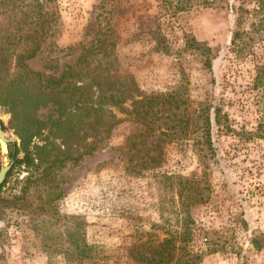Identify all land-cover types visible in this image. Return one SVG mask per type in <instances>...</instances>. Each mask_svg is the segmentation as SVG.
Listing matches in <instances>:
<instances>
[{"label":"rangeland","instance_id":"374dc122","mask_svg":"<svg viewBox=\"0 0 264 264\" xmlns=\"http://www.w3.org/2000/svg\"><path fill=\"white\" fill-rule=\"evenodd\" d=\"M55 5L59 16L55 32L27 62L33 71L58 76L65 66L75 63L98 23L105 22L118 36L115 53L120 72L130 75L143 95L177 94L176 105L157 107L163 117L156 124L163 132L167 125L184 127L196 102L209 97L221 105L230 124L250 128L254 123L255 114L237 102L248 96L252 64L237 61L229 52L232 15L228 10L197 7L162 14L158 0H56ZM155 29L164 34L167 53L154 48L151 32ZM183 36L211 50L210 71L203 67L199 51L184 47ZM46 112L41 109L37 116ZM113 113L119 123L107 140L90 155L64 163L51 175L52 181L43 179L36 189L29 186L22 201L12 199L21 188L15 180L27 173L12 169L0 190V264H89L58 255L68 248L63 242L68 233L80 236L107 264H133L126 251L134 239L145 235L160 239L178 226L177 200L164 175L202 177L208 184L207 200L189 209L194 234L208 232L194 240L195 251L201 253L198 264H264V238L260 250L249 243L253 236L264 234V143L241 146L213 128L215 158L203 170L193 144L197 134L170 141L159 137L160 146L152 143L149 152L160 154L157 167L125 172L118 150L140 126L132 115ZM0 123L9 152L19 139L2 106ZM44 136L32 143L41 145ZM2 199L24 203L4 207ZM42 202H50L46 213L38 210ZM209 242L216 245L214 252L207 251Z\"/></svg>","mask_w":264,"mask_h":264},{"label":"trees","instance_id":"16d2710c","mask_svg":"<svg viewBox=\"0 0 264 264\" xmlns=\"http://www.w3.org/2000/svg\"><path fill=\"white\" fill-rule=\"evenodd\" d=\"M158 2L162 5V14L170 12L173 15L197 7L230 12L232 30L229 52L237 61L252 64L251 78L246 86L248 96L246 100H237L240 108L255 114L252 126L246 128L230 124L231 120L222 112L221 105H215L209 97L196 102L195 109L183 123L184 127L167 125L166 132H163V128H158L156 124L163 117L157 107L176 105L177 94L143 95L134 79L120 72L115 53L118 36L105 22L98 23L93 39L81 48L75 63L65 66L58 76L33 71L27 62L40 52L55 32L59 18L56 0H0V106L10 114L19 139V145L9 151L13 163L0 190L8 182L12 169L22 168L27 173L26 177L15 180L21 188L18 195L12 197L14 201L24 200L29 186L36 189L41 180L49 178L48 181H52L51 175L64 163L76 162L90 155L101 142L107 140L111 130L119 123L113 110L132 115L133 122L140 126L125 138L124 145L118 150L125 172L141 173L157 167L160 154L151 155L149 152L153 151L150 148L152 143L154 147L160 146L162 140L159 137L170 141L197 134L193 144L203 170L215 158L211 138L213 128L219 134H229L241 146L255 141L264 143V61L261 60L264 51V0ZM151 40L156 50L168 52L167 41L159 29L151 32ZM183 45L199 51L204 57L203 67L210 71L213 56L208 47L190 36H183ZM41 109L47 112L39 117L37 113ZM43 133L45 136L40 138L41 145L32 143V139L41 137ZM19 154L20 157H17ZM162 178L168 181L176 197L180 216L178 226L160 239L152 235L134 239L126 255L133 264H198L201 253L195 251L194 240L208 232L194 234L195 224L189 209L195 202L207 200L208 184L202 177L164 175ZM1 202L4 207L24 203L5 199ZM49 208L50 202H42L38 210L46 213ZM263 238L264 234L253 236L249 242L251 247L260 250ZM63 242L68 248L58 255L65 260L107 264L97 258L94 248L77 234L68 233ZM205 247L210 252L216 249L212 242Z\"/></svg>","mask_w":264,"mask_h":264},{"label":"water","instance_id":"95a60500","mask_svg":"<svg viewBox=\"0 0 264 264\" xmlns=\"http://www.w3.org/2000/svg\"><path fill=\"white\" fill-rule=\"evenodd\" d=\"M8 140L0 124V185L5 179L6 173L12 165V159L7 149Z\"/></svg>","mask_w":264,"mask_h":264}]
</instances>
